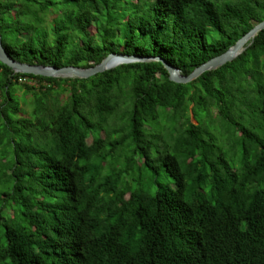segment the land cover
I'll return each mask as SVG.
<instances>
[{"label": "trees", "instance_id": "1", "mask_svg": "<svg viewBox=\"0 0 264 264\" xmlns=\"http://www.w3.org/2000/svg\"><path fill=\"white\" fill-rule=\"evenodd\" d=\"M262 20L264 0H0L6 53L54 67L188 75ZM0 264H264V29L188 83L0 62Z\"/></svg>", "mask_w": 264, "mask_h": 264}, {"label": "water", "instance_id": "2", "mask_svg": "<svg viewBox=\"0 0 264 264\" xmlns=\"http://www.w3.org/2000/svg\"><path fill=\"white\" fill-rule=\"evenodd\" d=\"M264 29V20L253 26L245 35L239 38L234 45L229 47L225 52L217 55L196 67L190 74L182 75L177 68L168 64L159 57H141L137 55H127L119 53H110L103 58L98 64L89 68L64 66L54 67L40 64H27L12 59L5 51L1 44L0 37V62L8 66L14 73L32 74L52 78H88L98 73L110 70L122 64L134 62L160 61L167 70L169 80L175 83H188L204 72L215 70L227 62L235 59L246 45H250L259 31Z\"/></svg>", "mask_w": 264, "mask_h": 264}, {"label": "rangeland", "instance_id": "3", "mask_svg": "<svg viewBox=\"0 0 264 264\" xmlns=\"http://www.w3.org/2000/svg\"><path fill=\"white\" fill-rule=\"evenodd\" d=\"M48 18H51V17H48ZM25 82H27L28 84L30 85H34L35 88L38 90L39 89V85H42L43 83H37L35 81H32V80H24ZM16 94L19 98V101H20V106L21 108L25 111V114L24 115H28L30 110H31V106L29 105V100H30V96L27 95L25 98L27 99L26 102H23V99H24V94H23V91L22 90H16ZM53 96L57 94H52ZM192 121L194 122V119L192 118ZM100 136L103 137V132L100 133ZM92 140V137H90L88 139V141L90 142Z\"/></svg>", "mask_w": 264, "mask_h": 264}]
</instances>
